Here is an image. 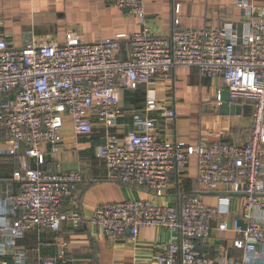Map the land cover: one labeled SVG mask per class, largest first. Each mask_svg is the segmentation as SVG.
I'll list each match as a JSON object with an SVG mask.
<instances>
[{
  "label": "built area",
  "instance_id": "2783aa9c",
  "mask_svg": "<svg viewBox=\"0 0 264 264\" xmlns=\"http://www.w3.org/2000/svg\"><path fill=\"white\" fill-rule=\"evenodd\" d=\"M99 1L138 17L141 30L94 43L67 32L62 44L28 43L21 48L0 39V155L16 159L19 165L14 174L17 192L7 189L0 199V264H6L27 233L55 232L61 227L60 209L81 175L42 166L57 153L66 121L78 136L91 135L95 124L102 126L97 156L111 182L147 189L160 198L171 178L185 172L195 159L197 182L206 191L224 188L246 194L241 218L232 223L239 236L233 246L244 251L245 259L235 264H264V197L255 196L264 193V16L255 12L249 0H236L247 19L242 34L225 26H176L169 36H160L148 27L143 0ZM175 67L220 78L230 103L250 107L246 143L161 141L150 132L151 121L140 118L123 143L118 142L111 129L120 115L119 91L167 79ZM221 94L216 92L218 103ZM157 108L156 101L146 102V110ZM164 115L174 117L171 111ZM227 212V197L215 207L198 195L182 196L170 206L144 198L102 204L91 221L112 241L134 240L142 227L168 229L172 238L153 264H227L197 247L198 242L209 240L211 221ZM32 264H69L66 244L54 255L37 256Z\"/></svg>",
  "mask_w": 264,
  "mask_h": 264
},
{
  "label": "crops",
  "instance_id": "0c3cea01",
  "mask_svg": "<svg viewBox=\"0 0 264 264\" xmlns=\"http://www.w3.org/2000/svg\"><path fill=\"white\" fill-rule=\"evenodd\" d=\"M256 13L264 16V0H249ZM148 27L160 36H169L176 26L202 29L225 26L234 34L246 31L247 19L236 6V0H143ZM141 30L138 17L129 15L99 0H0V39L21 48L25 44H62L67 32H74L84 43L112 38L116 34L130 36ZM125 42L122 43V50ZM125 51H122L124 56ZM224 90L220 78H206L195 68L175 67L167 79H157L136 90L119 91L120 115L111 134L123 143L127 133L135 129V121H151L150 132L156 139L183 142L187 145L227 142L243 144L249 138L250 107L239 113L226 114L216 101V92ZM147 101H156V110H146ZM174 113L173 118L165 112ZM62 142L53 160L42 169L78 171L81 182L62 205L63 216L58 231L33 230L17 241L6 264H32L37 256H51L66 244L69 264H153V259L170 242L172 233L164 227H142L134 240L129 237L112 241L101 235L92 223L96 207L102 204L150 198L153 203L170 206L182 196L198 195L203 202L215 207L221 198H228V212L215 217L211 236L197 247L209 258L227 264L243 262L244 251L233 246L239 238L232 231V223L242 215L244 197L225 196L232 193L224 188L206 191L196 180V161L192 159L185 172L174 175L162 197L157 198L147 189L111 182L97 156V145L104 130L95 124L89 136H78L70 122L62 129ZM18 161L0 155V199L8 189L15 194L18 183L14 174ZM264 187V177H263ZM225 225V230L218 227ZM6 242V238H2Z\"/></svg>",
  "mask_w": 264,
  "mask_h": 264
},
{
  "label": "water",
  "instance_id": "95a60500",
  "mask_svg": "<svg viewBox=\"0 0 264 264\" xmlns=\"http://www.w3.org/2000/svg\"><path fill=\"white\" fill-rule=\"evenodd\" d=\"M220 108L224 111V114L227 113L229 110H236V113L238 114L239 111L241 110V107L237 104H232L229 102V93L228 91H224L221 94V99H220ZM223 195L225 196H232V195H241L243 197L246 196L244 193H224ZM256 197H264V193L260 194H255Z\"/></svg>",
  "mask_w": 264,
  "mask_h": 264
},
{
  "label": "trees",
  "instance_id": "16d2710c",
  "mask_svg": "<svg viewBox=\"0 0 264 264\" xmlns=\"http://www.w3.org/2000/svg\"><path fill=\"white\" fill-rule=\"evenodd\" d=\"M196 180H197V177H196ZM184 197H188V196H184Z\"/></svg>",
  "mask_w": 264,
  "mask_h": 264
}]
</instances>
